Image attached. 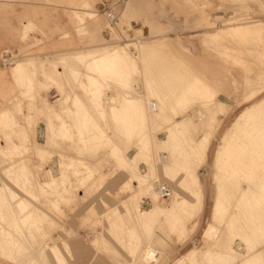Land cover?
Listing matches in <instances>:
<instances>
[{
	"label": "rangeland",
	"instance_id": "rangeland-1",
	"mask_svg": "<svg viewBox=\"0 0 264 264\" xmlns=\"http://www.w3.org/2000/svg\"><path fill=\"white\" fill-rule=\"evenodd\" d=\"M1 1H3V2H0V31L2 30L1 33H4L5 35H6V33H9L12 36L13 41L15 42V46H16V47L14 46L13 49H5L6 51L3 52V54L1 55L2 57H0V63L2 64V66L5 69L7 68L8 71H10L11 67L17 61L26 59L27 57L32 56V55H36L38 58H46V57H49V58L55 57L56 58V57H59V56L64 55V54L71 53L73 51H80V52L85 51L90 47H95L98 45H104V44L111 45V46L116 45V46L124 47L125 51H127L126 57L127 56L130 57L127 60V62H125V60L122 59L121 63H119V65H120L119 68L122 70L123 81H125V82H123V87H121V86L119 87V85L117 86V85H115V83L112 84L113 83L112 80L108 81L107 88H104L105 91H104V94L102 97V101L104 100L103 98H105V100H106V97L104 96V95H106V93L107 94H113V95H115L117 105L122 106L121 103H123L122 100H124L123 98H125V95H126V97L129 96L128 98L134 102V100L136 98L134 99L133 97H135L136 93H133V92L138 93V92H141V90H142L143 92L144 91L146 92V93L144 92L146 95L149 94L152 90H156V91L158 90L159 92H165L166 89H167V91L169 90L168 87H170V85L173 84V82H174V85H171V86H173L174 91L177 92V93L175 92L176 94L173 93L171 95V97L168 98V100L169 99L172 100V101L169 100L170 103H169V101H166L164 99V101L166 103L165 108L163 109L164 111L159 110L158 112L154 111L153 113H150L148 104L145 103L146 102V99H145L144 102H140V101L135 102L136 104L140 103L138 108L134 109V107L132 105H130L131 107L130 106L126 107L127 109L125 107H122V111L118 112L116 119H114L112 116H109L108 114H105V113H102L103 115L99 114V113L95 112V110L93 108H91L90 103L87 101V97H86V93H85V92H87L86 85H88V80L86 79L85 75L82 72L84 69L83 64L77 62L75 59L68 58L69 61H68V59H66V61H65L66 65L68 67L72 68L70 71L71 74L69 72L65 73V71L61 65H56L53 67V70H55L56 72L61 70L60 73L62 75L57 78L56 84H54V85L50 84L51 88L47 89L46 92L45 91L42 92V91L38 90V82L40 81V82L44 83L45 78H49L44 71L42 73L37 71L36 76L28 79L29 81L27 82V80L22 79V77H24L28 68H21L22 69V70L20 69L21 72H20V70H18L17 74L15 75L16 79L13 77V79L16 83V89L18 90V95L14 98L15 106L13 107V105H12V108H14V114H13L14 120L12 121V123H13L12 125H10L9 127L5 126L0 130V137H1L0 140L2 141V142H0V145L5 144L4 145V148H5L7 145V142L8 143L14 142L18 146H20V149L16 152L17 154L15 153L16 157L14 156L11 159L8 158L9 156L6 155L7 153H1L0 152V167H1L0 168V178L2 179V181L0 182V185L4 180H5L4 181L5 183L4 182L3 183L5 185L10 182L9 184H7L8 186L11 184L9 188L12 190L15 188L18 191V194H19V192L21 194V192H23L24 190H29V187L31 186V182H32L31 188H32V190H34L33 193L35 195V199L32 202L34 203L35 206H37V205H38V207L40 206L39 207V210H40L39 216H41V218H42V220H40L41 223L39 222L41 224V228H40L41 230L37 229L36 231L33 232V235L35 236L36 240H38L40 243H43V242L44 243L45 242L50 243L53 240L54 242L58 243V245L60 246L62 251H63V244L66 243L68 249L66 248V251H63V255H64L65 259L67 260V264H125V263L126 264L127 263L133 264L132 261H134L133 257H135V256L132 255L130 251L132 249H134V245L137 242L135 238L138 239L140 237L141 238L143 237V239H144L145 236H144V233L142 232V230H139L138 227L133 225L132 222H130V220L125 215L122 216V200H124L128 195L127 184L129 183V178H128L129 177V170H127V169H128V167H130L129 165H127L126 161L122 158V152H124V153L128 152V151H126L127 147L130 150H134L133 149L134 143L132 142L133 143L132 144L131 141L133 139H136V141H137L135 143V146H136L135 155L136 156L135 155L134 156L137 159H134V161H133L134 163H130V164L137 167V170H139V172L143 176L142 178L145 181L144 184L147 186L142 191H140L138 193V195H137L138 199L136 197L135 200L138 204H140V206L142 205L140 207V209H142V210H143V208H144V210H148L152 207L154 209L155 206L159 205V204L162 206L159 208V206H160L159 205L157 207L158 209H155V212L153 213L152 218L150 219L151 222H149L152 225L148 223V227H149V229H147L148 240H149L150 244H152L151 245L152 247L154 246L155 249L157 248L156 250L160 249V250H158V252L160 251L159 257L152 259L150 261L152 262V264H156V261H157V264H159V263L162 264V262L164 264H166L168 262V260H170V258H175L179 254L185 253L190 247H194L197 249V251H200L202 248V245H203L200 241L201 232H202L203 228H205V226L209 220L210 210H211V203L209 201L210 200L209 195H211V190H212L211 189V178H210V172H211L210 166H211V160H212V156L214 153V149H215L223 131L229 126V124H231V122L235 119L237 114L245 106H247L249 104V102L244 101L245 98L247 97L248 93L251 92L252 90H255V91L264 90V80H263L264 76H262L264 74L262 72L264 70V65L261 64L264 60V56H263L264 55L263 54V51H264V47H263L264 46V29L261 30V33L259 30V27L264 26V25H262V23L264 24V21H263L264 20V2H263L264 0H260V1L259 0H237V1L236 0L235 1L234 0H224V1L223 0H216V2L218 3L217 6H211L210 4H208L209 3L208 0H89L90 6L83 8L84 10H81L80 6H74V5L69 4L68 0H60V1L57 0V3H55V5L48 6V7H40V5H38V4L30 5V6H24V8H23V6H19L20 7L19 12H24L25 14L24 15L23 14L22 15H16V16H12L10 14L12 12V9H14L15 7L14 6L9 7L7 5L8 2H6L7 0H1ZM238 1L240 3H238ZM261 1H262V3H261ZM34 2H40V0H34ZM162 2H163V4H162ZM102 3H105V4H102ZM102 5H104L105 7L110 6L115 11L116 18L114 19V21H110L106 17V15L103 13ZM233 7H235V8L233 9ZM236 7L238 8L237 10H236ZM44 8H47L48 10H50V12L54 14V16H52V17L43 16L42 12L44 11ZM48 10H47V12L49 13ZM130 10L132 12L134 10V12H133L134 14ZM76 12H79V15L84 17V23H83L84 26L81 23H79V21L75 18ZM127 12L128 13L130 12L129 15L132 17H130L128 20H125L124 15ZM237 12H238V14L236 15ZM14 13L15 12H13V14ZM89 13L94 15L95 17L90 19ZM211 14L222 15V17L220 16L221 20H224V18L231 19L235 24L236 23L240 24V23H244V22H247V23L250 22L251 23L252 21L253 22L254 21L260 22V25H262V26H260V25H259V27L258 26H255V27L250 26L251 29L256 28V30H257V28H258L257 33H259V34H256V37L259 35L261 38L260 39L259 37H257L256 38L257 40L255 39V41H252V42H255V44H258V46H256V48L257 47L258 48L257 49L255 48L256 49L255 53L258 54L257 57L253 53L254 50L253 51L251 50L249 52L247 51V49L250 50L251 48H254V46H252L251 40H254L255 34H253V33H255L256 31L250 33V30L248 29L247 31H249V32H245L246 34L244 33L247 36L244 38L248 39V42H247L248 45H246V48H247V46L249 48L246 49L243 46L246 44L245 41L247 40V39L245 40L243 38L242 35H244V34H240L241 38H238V37H240V36H238L239 34L235 33L237 35V39H241L242 42H245L244 44H242V42L240 40H238V42L239 41L241 42L240 44H238L236 42L237 39L234 38V37H236V35L234 37H231L232 34L234 35V32H236V29L234 31L233 30L230 31V34L232 32L231 35L229 33H228V35H222L221 33L219 34L218 33V31H219L218 27L221 26V23H220V21H217L216 24H213V25L210 24V22L213 21V17L211 16ZM229 15H231V16H229ZM217 16H215V18ZM201 17H202V21H205L204 27H200L199 22H196L195 27H194V29L203 28L204 31L201 34H199V32H196V35L185 37V38L178 37L177 35H175V36L167 35L169 33V29H166L165 25L171 24V26L173 27V25H172L173 19L174 20H178L180 18L181 19H191L192 21L194 19H196V21L197 20L199 21V18H201ZM146 19H150V20L156 19L157 22H161L164 25V26H160L162 28V30L160 31V35L157 39H152L150 37V30H148L149 26L143 25V22ZM7 20H15L16 21L15 28L13 27L10 31L7 30V23H6ZM24 26H26V27H24ZM148 33H149V35H148ZM215 34L216 35L218 34V35L216 36ZM221 36L222 37L224 36V37L222 38ZM225 36H226V38H225ZM228 36H230V38H234V39H232V41H230L229 40L230 38ZM145 37H146V39L143 40V38H145ZM216 37L217 38L220 37V39L225 38L223 40V42L225 40L226 41L228 40V41H227V43L226 42L220 43V41H222V40H219ZM131 38H132V40H131ZM136 38L138 40H135ZM139 38H141L143 40V43H140V44L137 43L138 41L142 42L141 39H139ZM128 39H129V41H128ZM234 40H236V41H234ZM130 41L132 43H130ZM134 41H136V43ZM256 41H257V43H256ZM232 42L234 43L235 46H233V45L230 46V44H232ZM128 43H130V44H128ZM148 43L150 44V46H154L155 47L154 49L159 51V52L156 51V53L158 52L157 54L160 56V58L156 53H154L155 51L153 49H151L152 47L149 48L150 47L149 45H147V47H146V49L147 48L148 49L147 50L145 49L143 51L142 46L144 44H148ZM132 44H134V45L136 44V45L134 46ZM212 44H214V45H212ZM226 44L228 46H226ZM241 44H242V46H241ZM250 44L252 47L250 46ZM178 46L189 47L190 50H188V48L183 50V49H180ZM229 46H230V49L233 48L232 51L229 49ZM157 47H160V48L163 47V48H161V49L159 48L160 49L159 50ZM220 47H221V49H220ZM149 49L152 51L149 52L150 51ZM218 49H219V51H218ZM228 49L230 52L228 51ZM54 50H57V52L50 53L51 51H54ZM138 50H139V52H138ZM243 50H245L246 53ZM142 51L144 54L142 53ZM166 51H167V55H166ZM234 52H235V54H234ZM162 53H163V55H162ZM236 53L237 54L239 53V54L236 55ZM168 54H169V57H171V58L174 57L173 61H171L170 58L168 59ZM247 54L249 55V58H251V59L248 58ZM250 54H254V55L251 56ZM152 55L155 56V58H153ZM164 55H165V58H164ZM231 55H233V56H231ZM240 55H242V56L247 55V56L242 57ZM156 56H158V57H156ZM166 56H167V58H166ZM162 57L166 61L170 60V61H168V62H170V65L168 64V62H165V60H163ZM236 57H237V59H235ZM252 57H254V58H252ZM240 58H246V60L247 59L248 60L246 61L244 59L245 62H243V59L241 60ZM255 58L258 61L257 63L255 62L256 61ZM71 60L74 61V64H76L75 66L74 65L71 66V63H73V61L71 62ZM158 60L160 63L158 62ZM174 60H176V61H174ZM180 60H181V62H180ZM249 60H253L250 62H252V63L254 62L256 65L253 63L252 67H251V64L248 62ZM67 61L69 64L67 63ZM171 62H173V63H171ZM241 62H243V63H241ZM176 64H178V65H176ZM159 65H161V66H159ZM174 65H176L175 66L176 69L173 67ZM261 65H263V66H261ZM59 66H60V68H59ZM165 66H168L170 68L169 73H168V71L164 70V69H167V70L169 69V68H165ZM177 66H179V67H177ZM253 66H255L254 70H255V68L257 69L258 66H259V68L261 66V69L263 68L261 70V72L263 74L261 75V73H260V75L263 78H260L261 76L258 75V73L260 72L259 68L257 69L259 72L256 70L252 71L253 69L251 70V68H253ZM160 67H162V69H158ZM171 68H173L175 70V72ZM178 68L183 69L184 75H183V72H181L182 69H179V71H178L177 70ZM45 70H46V72H50L51 66L46 64ZM161 70L162 71L164 70L163 73L164 72L165 73L163 74ZM174 73H176V74L178 73V75L176 76V74L174 75ZM128 75H130V76H128ZM173 75H174L175 79H172V78H174ZM186 75L191 77V78H188V76H187L189 82L187 79H184V78H186ZM43 76H44V78H43ZM181 76H183V77H181ZM125 78H126V80H125ZM165 78H167V80L169 82H167V80ZM180 78H183L184 80H186V82L183 79H181V81H180ZM110 79H112V77ZM176 79H178V80H176ZM137 80H139V82ZM171 80H173V81H171ZM174 80H176V81H174ZM183 81L186 84L188 82L187 85H189L190 83H191V85H193L195 83V85H193L194 88L200 87L201 86L200 83L202 84L201 87L209 86L213 90L219 91V93L222 94L224 97H229L230 99L233 100V106L231 107V111H228L229 115L225 118L221 117V119H223V121L221 123V126L219 128H217L218 129L216 132L217 134L214 133L215 132L214 127L213 128H206V130H204L205 134H206L205 144H206V142L207 143L211 142L210 147H209L210 149H209V155H208L207 163L201 167L200 175H199V176H203V174H204V176L201 178V180H202V191L204 194V199H203L204 204H203V207L201 210H199L198 212L193 213V214H190L192 211V208L190 207V205H188V204H186V202L182 201L184 198L181 196V194H180V196H178L176 198V201H179L180 203L183 204L182 209L177 208L175 206L174 202H169L168 205H170V207L167 206L165 208L164 206H166V205L163 206V204L160 202V199H159L160 196H161L160 198L163 199V197H162L163 196L162 195L163 190L167 191V192H164L165 194H167L166 197H169L171 199V195H172L171 188L178 189L179 192L182 193V195H183V193L187 194L189 191H188V187H186V184L190 185L192 183L191 182L192 180L188 179L183 168L180 165H183L182 164L183 161L190 163L189 166L193 165V164H191L192 156L190 154L189 156H191V157H188L187 153H191L193 151V149H191V147H193L192 138H195L198 134L201 133V129H197V128H199V124H200L199 122L202 120V117L199 116L200 115L199 113H198L199 114L198 115L197 112H194V114L196 115L197 118L194 121H192L194 123H192V122L188 123L186 125V128L182 127V125L180 124L181 119H179V118L180 117L186 118V117H182V116H184L185 113H187L189 110H191V108L197 107L199 109V107H201L203 110L204 109L203 107H205V106H201L202 104L199 103L201 101L192 98V95H190V96L187 95V97L189 96L188 97L189 101L186 100L187 97L186 98L183 97L184 100L181 99L180 95L178 94V92L180 91V87H178V85H176L175 83L180 82L178 84H179V86H182L180 84H183L184 83ZM211 81H212V83H211ZM158 82L161 84V86ZM164 82H166V83H164ZM89 83L93 84V80H90ZM168 83H170V85ZM218 83H220V84H218ZM258 83H260V84H258ZM164 84H166V86L168 84L169 86H167V88H166ZM184 84H183V86H187L186 84L185 85ZM196 84H199L200 86L198 85V87H196L197 86ZM91 86H93V85H91ZM176 86H177V88H176ZM182 87H181V89H182ZM23 88H28V92H27V95L25 97L21 96V90ZM90 88L92 89L93 87H90ZM61 89H62V96L60 94L61 92H59V90H61ZM36 93H38V94H36ZM128 94H130V95H128ZM177 94L179 95L180 99L178 98ZM33 95H35V96H33ZM262 95H264V93ZM148 96H149V98H148V103H149V100H153L154 97H152L153 95L152 96L148 95ZM172 97L175 98L176 100H174ZM118 98H122V100L120 101V99L118 100ZM131 98H133V99H131ZM31 99L32 100L35 99L34 103L38 107V109L34 110V113H33L35 115L34 121H35L36 127L34 124L33 125L28 124V125H24V130L19 129L18 128L19 125L22 126L23 124H25V117H24L23 113L26 114L27 112L25 111L24 106L26 105V103H28V102L30 103ZM59 99H60V101H58ZM78 99H80L84 103L83 105L85 106V109H84L85 112H83V111L81 112V111L77 110L75 104L77 103ZM178 99H179V101L177 102ZM41 100L43 102H46V103L48 102V104H51L55 107H59V106L63 105L65 108L64 109L65 112H64V110L59 109L57 117H49V116H47V114H45L46 112L42 108L43 106H42ZM181 100H183L185 102H187V101L190 102V100H191L192 104L190 103L191 105H188L189 104L188 102L185 104V102H183ZM193 100H195V102H193ZM53 103H55V104H53ZM173 103H175L174 105L178 104V105H176L178 107H175L173 105ZM210 103H211V101L208 104H210ZM179 104L181 107L179 106ZM181 104H183V106ZM144 106H146V107L144 108ZM184 106H185V108H184ZM67 108H69L70 110ZM124 108L126 110H124ZM132 108H133V110H132ZM197 108H196V110H198ZM73 109H75V110H73ZM29 111H30V109H29ZM78 112L84 113V115H82V114L79 115ZM137 112H139L140 114L138 115ZM143 113H144V115L145 114L146 115L145 116L142 115ZM158 113L160 114V116H157ZM201 113H202L201 115H203V117L207 114L206 110L204 111L205 115H204L203 111ZM72 114H74V115H72ZM131 114L133 115L132 117H130ZM136 114H137V116H136ZM118 115H119V117H118ZM124 115H126V116H124ZM146 116L148 117V119ZM121 117H122V120H121ZM119 119H120V121H118ZM124 119L126 120L125 121L126 123H124ZM135 119H137L136 120L137 122H135ZM61 120L65 121V124L63 122H61ZM92 120H93V122L95 121L94 123H96V124L92 123ZM39 121H42L45 124V133L46 134L44 136H43V134L41 136V134L39 135V133H37V131H39ZM143 121H144V123H143ZM159 121H160V123H158ZM14 122H15L16 126H15ZM131 123L135 124L134 128H132V127L128 128L127 127V124L129 125ZM197 123H198V125H197ZM173 124H175L176 126L178 125V126L176 127V129H173L174 132H173V136L171 137V133H170L171 130L169 129V126L173 125ZM141 125H142V127H141ZM193 126H195V127H193ZM181 128H182V130H181ZM65 129L68 130V134H67V132L65 134ZM79 129H81V130H79ZM128 129H129V131H128ZM96 131L97 132L102 131L103 132L102 134L104 136L101 137V134L99 132L96 133ZM23 133H25V135H28L29 141H27V142L24 141V143L22 142V144H21V138L20 137H22ZM88 133H89V135H88ZM145 133H146V136H144ZM188 133L191 135V138H190V135ZM33 134H34V138H33V142H32L31 136L33 137ZM115 134H117V135H115ZM64 135H66V136H64ZM179 135H181V136H179ZM92 136H93V138H92ZM94 136H96V137L94 138ZM109 136L113 137V138H110ZM129 136L132 137L133 139L129 140L128 139V138H130ZM139 136H140V138L142 137V139L144 140V143H143V141H140L141 139L139 138ZM6 137H8V138H6ZM40 137H41V139H40ZM135 137H137L138 139ZM143 137L144 138L146 137V138L144 139ZM86 138H88L89 141ZM89 138H91V139H89ZM117 138H118V140H117ZM147 139H148V141H147ZM149 140L152 142H150ZM36 141H38L42 145H46V147H48V151H47L48 153L47 154L45 153L44 154L45 156L43 155V158H42V161H44V162H42L41 159L37 160L34 157H30V158L28 157L31 155L30 153H31V151H33V149L35 147L34 144ZM84 141H86V142H84ZM139 141H140V143H139ZM148 142H150V143H148ZM219 142H221V141H219ZM137 143L141 147L137 146ZM147 145H148V147H147ZM164 145H166L168 147L170 146L172 151L175 152L174 156L176 158V161H178L179 166H177V167L174 166L173 165L174 162L172 161V159L169 156H163V154H164L163 153L164 152L163 146ZM240 146H242V147H240ZM129 147H132V148H129ZM138 147H139V149H138ZM174 147H176V150L173 149ZM53 151L57 157L59 154H62L64 157L62 155H59V158H61V159L63 158L64 160H66L68 162H69V160L65 159L66 157H68L67 155H69L70 158H72L71 162H73V165H72L73 170L76 172L74 173V175H72L73 172H71L69 174H71L72 176H75L76 173L78 174V175L76 174L77 176H75L73 178L71 175H69L70 176L69 179H73V183L76 187L75 188L72 186V191L65 192L63 190V188L58 187L59 190L58 189L48 190V189L44 188V189H46L45 191H48V193L47 192L44 193L43 192L44 190L42 188H41L42 191L39 190L40 188L38 189V186H39L38 182L40 181V179L43 180L42 179L43 177L41 176L42 174L39 172H38L39 174L37 173L38 176L36 177V170H33V168L36 169L38 166H42V167L44 166L43 168L46 169V167H47L46 163H45L46 160H44V158H47L46 156H49V154H51ZM159 152L163 153V154L161 153L162 156L160 154H158ZM230 152H232L230 161H224V163H222L221 168H222V171H224V173L223 172L220 173L221 176L218 179V184L220 185L219 187L223 188L227 194L230 193L231 197L234 199L235 196L236 197L238 196L237 192H236L237 186H238V183L240 181L239 179H242L243 176H246L248 178H250V177L252 178L255 175L254 181H256V179H257V181L259 183H261L262 180L260 178H262L263 174H264V166H263L264 165V142L261 144H258V146H257V144H255L253 142L250 143L249 140L246 139V140H243L240 142H236V145H234V143H233L232 149L230 150ZM255 153H258V154L260 153L261 156L255 158V157H253V155ZM27 154H28V156H27ZM89 154L90 155L91 154L92 155L98 154L99 160H97L95 163V161L88 159L87 156ZM20 157H21V160H20ZM22 157H23V159H22ZM39 157H41V155ZM162 157H163V159H160ZM252 157L257 160L256 161L254 159V161L256 163L252 160L253 159ZM24 158H25V161H24ZM27 158H28L29 165H27L28 162H26ZM31 158H32V160H31ZM177 158H179V160H177ZM235 158L238 160L237 162H236ZM17 159L19 160L18 161L19 163L20 162L23 163V161H24L26 166L29 167L27 172H25V173L21 172V173H24V176H25V174H28L25 176V179L28 176V178L26 180L29 179L28 181L30 182V185L28 186L27 189L25 187H27L26 185L29 184V182L26 181L25 179L20 180V178L21 179L24 178V176L21 177L22 174L20 172H18L20 174L17 173V175L16 174H10V175H8L9 176L8 177V176H6V173H7L6 171L5 172L1 171L2 169L5 170L6 167H8L11 164V162H13L14 160H16L14 162L18 163ZM79 159H81L82 161H80ZM29 160H31V161H29ZM166 160H167V162H166ZM243 160H244V162H243ZM84 161H85L86 166L90 164L88 162L93 161V162H91L92 164H90V166H91V168L92 167H94V168H92L93 170L90 174H88L89 171L88 172H87V170L85 171L84 169H86V168L79 163V162L84 163ZM150 161H151V163H150ZM161 161L163 163H166L165 168H162V170H160V167H159V164L162 163ZM152 162H153V164H152ZM248 162H250V163H248ZM8 163H9V165H8ZM86 163H88V164H86ZM93 163H95V164H93ZM34 164H36L37 167H33V166H35ZM147 164H148V166H147ZM150 164H152V166ZM253 164H255V165H253ZM3 165L6 167H4ZM92 165H95V166H92ZM140 165H142L144 168ZM262 166H263V168H262ZM95 167H96V169H95ZM148 167H150V168H148ZM231 167H233V168H231ZM30 168H32V170L35 172L33 177H30V175H29L30 171H32ZM105 169H107V170H105ZM254 169H255V172H254ZM94 170H97L100 173L97 175L96 173H98V172H96ZM77 171H81L82 173H78ZM258 171H259V173L262 172V174L260 173L258 175ZM85 174H87V177L89 179L86 178L85 179L86 181L84 180V182H86V183L83 184V180L82 181H79V180ZM32 175H33V173L31 174V176ZM141 175H139V176H141ZM178 176L180 179L182 178L181 180L179 179V183L184 186L183 191L181 189H179L178 186H180V185H179V183H177L175 181ZM15 177H16V179H15ZM34 177L36 179H34ZM66 177H68V175ZM93 177H95V178L93 179ZM150 177L152 179H150ZM227 177H228V179H227ZM37 178H39V180ZM156 178H158V179H156ZM220 178H221V180H220ZM12 179H13V181H12ZM30 179H33V180L30 181ZM15 180L17 181V183L15 182ZM154 180H158V181H154ZM78 182H79V186H78ZM80 182H82V183H80ZM150 182H152V184H150ZM18 183H20L21 185ZM73 183H72V185H73ZM24 184H25V186H24ZM33 184H35V185L33 186ZM81 184H82V186H81ZM86 184H88V185H86ZM227 184H228V186H227ZM22 185L25 188L24 190H22L23 189ZM21 186H22V188H21ZM160 187H163L164 189L163 188L161 189ZM15 189L13 191L16 192ZM159 189L162 192H160ZM60 190H62V192ZM80 190H82V191H80ZM51 192H52V195H51ZM81 192H82V195H81ZM157 192H160V193H157ZM259 192L262 193V195H260V196H264V192L262 191V189H259ZM49 193H50V196H47V195H49ZM64 193L69 199H66L67 197L64 195ZM230 194H229V196H230ZM36 195H37V197H36ZM156 195H159V196H156ZM43 196H45V197L47 196L48 199L43 197ZM103 196H104V198H101ZM55 197L56 198L58 197L59 199H56V201H55ZM96 197H98L99 199ZM36 198H38V199H36ZM43 198H45V200L47 202ZM102 199H104L103 200L104 203L102 202ZM157 199H159V200L157 201ZM42 201H43V203H42ZM96 201H97V203H96ZM98 201H99V203H98ZM259 201L261 202L264 200L259 198ZM37 202H38V204H37ZM155 202L156 203L158 202L159 204L157 203L155 205ZM254 208H256V209H254ZM262 209L264 211V204H260V205L255 204L253 206V209L251 208L253 215H254V220H255L253 223V226H257V225L262 226L261 227V233H264V231H263L264 230L263 229L264 228V226H263V224H264V217H263L264 212L262 211ZM258 210H260V211H258ZM107 211L108 212L110 211L108 213V216L110 219L109 218L108 219L103 218L104 217L103 214H105V212H107ZM181 211H182V213H181ZM156 213H158V214H156ZM258 213H260V214H258ZM165 214H168V219H166L165 221L161 220V218ZM160 216H162V217L160 218ZM227 216L228 215H225V217H223L222 220L219 218V222H216V224L217 225L219 224L218 226H220V227L222 225H225V224L227 225V223L225 222ZM111 223H112V225H111ZM125 223H126V225H124ZM178 223H179V225H178ZM131 224L133 225V227H135V229L131 226ZM167 224H168V226H167ZM123 226H124V228L125 227H127V228L123 229ZM174 226L177 228V230H176V228H174ZM42 228L44 229L45 232L43 231ZM121 228L124 231L128 230L127 232H130L134 229L137 233L138 232L139 233H138V235H136L137 233L135 231H132L133 233L130 232L129 234H131V235L135 234L134 238H131L129 234H126V235L122 236V239L120 241L119 238H121V235H122L121 231H123ZM150 228H152V230ZM12 230L13 229H10L6 232L8 233L9 231H11L8 233L9 236L11 235L12 239L18 241L19 237H21L23 234L20 236L21 233L18 234V232L14 231V230H13V232H14L13 233ZM157 230H159L158 232L161 234L162 237L165 236L164 238L167 239L166 241H162V239H159L161 236L159 237L157 235L155 236L154 234H152V231L154 232ZM40 232H41V235L39 236ZM140 232H141V234H140ZM11 233L14 234L13 235L14 237H12ZM15 233L17 235L16 236L17 239L15 238ZM43 233H45V236ZM0 236H1L0 241H3L6 238L5 234L2 237V235L0 233ZM126 236L129 237L128 238L129 240L132 239L133 242L135 240V242L133 243L134 245L132 244V246H131V244H130L128 246L129 249H131L133 247L131 250H129L127 248V244L132 243V242L127 240ZM184 236H186V238ZM7 237H8V235H7ZM49 238H51V240H49ZM28 239H29V236H28ZM41 239H43V241ZM152 240H154V241H152ZM238 240H240V241H238ZM238 240H237L238 250L243 249L242 248L243 247L242 246L243 241L241 240V238H239ZM139 241H141V239ZM24 244H22L23 246L22 245L20 246L19 250H21V251L26 250V252L20 253V251L18 252V250L16 249V251H17V253H19V255L23 254L22 258H23V256H24V258H26L27 254L25 255V253L29 252L28 247H30L28 242L24 243ZM26 244H27V248H26ZM142 244H144V242H142ZM161 246H162V248H161ZM23 247H25V249L22 250L21 248H23ZM113 249H115V250H113ZM128 250H129V252H128ZM96 251H97V253H96ZM168 252H170V253L168 254ZM17 253H15V254L11 253V254L17 256ZM161 253L165 257H167V259L163 258L164 256ZM11 254H8L7 258L1 257V256H0V258H2L4 260L9 259V260H12L13 262L17 261L14 264H17L18 261L22 259L20 256L17 258H21V259L17 260V258H15L16 256L14 257ZM12 256H13V258H12ZM262 256L263 257L261 259L264 260V252H263ZM9 257L12 259H10ZM196 257H198L196 259H199V256H196ZM13 259H15V261ZM116 259H118V261L122 260V263L121 262L119 263ZM125 259L127 262L125 261ZM39 260H43V259H39ZM160 260H161V262H160ZM23 261H22V263H23ZM39 262L41 264H43L44 260L39 261ZM19 263H21V262H19ZM45 264H46V262H45ZM51 264H54V262L52 261Z\"/></svg>",
	"mask_w": 264,
	"mask_h": 264
},
{
	"label": "bare ground",
	"instance_id": "bare-ground-1",
	"mask_svg": "<svg viewBox=\"0 0 264 264\" xmlns=\"http://www.w3.org/2000/svg\"><path fill=\"white\" fill-rule=\"evenodd\" d=\"M224 1V0H223ZM235 1V0H234ZM237 1V0H236ZM260 1V0H259ZM71 2L73 3V5L74 6H80V9L81 10H84L83 8H85V7H89L90 6V3H89V0H71ZM264 2V1H263ZM238 3H240L239 1H238ZM261 3H262V1H261ZM162 4H163V2H162ZM162 6V5H161ZM241 6V5H240ZM129 7V6H128ZM163 7V6H162ZM132 8V7H131ZM235 7H233V9H234ZM130 9V8H129ZM238 8L236 7V10H237ZM129 11V10H128ZM131 11V10H130ZM235 11V10H234ZM233 11V12H234ZM132 12V11H131ZM133 12H134V10H133ZM132 12V13H133ZM236 12V11H235ZM240 12V11H239ZM88 13V12H87ZM162 13V12H161ZM130 14V12L128 13H125V15H124V19L125 20H128L130 17H132V16H130L129 15ZM134 14V13H133ZM235 14V13H234ZM233 14V15H234ZM238 14V12L236 13V15ZM242 14V13H241ZM89 15H90V19H92V18H94L95 16L94 15H92V14H90L89 13ZM166 15V14H165ZM218 15V14H217ZM217 15H215V16H217ZM240 15V14H239ZM243 15V14H242ZM163 16V15H162ZM229 16H231V15H229ZM235 16V15H234ZM213 17V16H212ZM222 17V16H221ZM75 18L79 21V23H81L83 26H84V17H82V16H80L79 15V12H76V14H75ZM215 17H213V21L212 22H210V24H216L217 23V21H220V23H221V26L220 27H218V30L220 31H218V33L220 34H222V35H228V33L230 34V31H234L235 29H236V32H234V35L232 34V32H231V34H232V36L231 37H234L237 33L239 34L238 36H240V34H244L245 32H249V31H247L248 29L250 30V33L251 32H255V33H253V34H255V36H254V40H251V42L252 41H255V39L257 38V37H259L260 38V36L258 35L257 37H256V34H259V33H257L258 31V28H257V30H256V28H252L251 29V27H255V26H258L259 27V25H260V22H244V23H234L231 19H227V18H224V20H221L220 19V16H217L215 19H214ZM156 20V19H155ZM155 20H150V19H146V20H144V22H143V25H147V26H149V28H148V30H150V37L152 38V39H157L158 37H159V35H160V31L162 30V28L160 27V25L157 23V20L155 21ZM264 21V20H263ZM126 22V21H125ZM128 22V21H127ZM130 22V21H129ZM193 22V21H192ZM195 22V21H194ZM193 22V23H194ZM262 22V21H261ZM26 23V22H25ZM31 23V22H30ZM29 24V23H28ZM190 25V24H189ZM262 25H264L263 23H262ZM262 25H260V26H262ZM36 26V25H35ZM124 26V25H123ZM128 26V25H127ZM216 26V25H215ZM251 26V27H250ZM24 27H26V26H24ZM37 27V26H36ZM193 27V26H192ZM250 27V28H249ZM264 27V26H263ZM263 27H259V30H260V33H261V30L262 29H264ZM78 28V27H77ZM85 28V27H84ZM128 29V28H127ZM185 29V28H184ZM183 29V30H184ZM191 29V28H190ZM254 29V30H253ZM84 30V29H83ZM82 30V31H83ZM186 30V29H185ZM189 30V29H188ZM252 30V31H251ZM182 31V30H181ZM191 31V30H190ZM110 32V31H109ZM149 32V31H148ZM236 33V34H235ZM167 34V33H166ZM169 34V33H168ZM167 34V35H168ZM230 34V35H231ZM246 34V33H245ZM242 35L243 36V38L244 37H247L246 35ZM129 35V34H128ZM127 35V36H128ZM148 35H149V33H148ZM216 35V34H215ZM218 35V34H217ZM216 35V36H217ZM261 35V34H260ZM134 36V35H133ZM220 36V35H219ZM129 37V36H128ZM135 37V36H134ZM222 37V36H221ZM224 37V36H223ZM222 37V38H223ZM229 38H230V36H228ZM227 37V38H228ZM35 38V37H34ZM37 38V37H36ZM104 38V37H103ZM133 38V37H132ZM132 38H131V40H132ZM217 38V37H216ZM225 38H226V36H225ZM224 38V39H225ZM234 38H236L237 39V35H236V37H234ZM234 38H230L229 40L230 41H232V39H234ZM238 38H241V36L240 37H238ZM258 38V39H259ZM139 39H141V38H139ZM144 39H146V37L145 38H143V40ZM212 39V38H211ZM217 39H219V40H222V41H220V43L221 42H223V40L224 39H220V37L219 38H217ZM245 40L247 39V38H244ZM261 39V38H260ZM135 40H138L137 38L135 39ZM143 40L141 39V41L142 42H137V43H143ZM215 40V39H214ZM238 40H240L241 41V39H237V41L236 40H234V41H236L238 44H240L241 42L239 41L238 42ZM243 40V39H242ZM244 40V41H245ZM257 40V39H256ZM127 41V40H126ZM128 41H129V39H128ZM163 41V40H162ZM217 41V40H216ZM228 41V40H227ZM227 41L225 40L224 42H226L227 43ZM261 41V40H260ZM259 41V42H260ZM135 43H136V41H134ZM153 42V41H152ZM165 42V41H164ZM219 42V41H218ZM223 42V43H224ZM246 42V44L245 45H243L245 48H246V45H248V39L245 41ZM245 42H242V44H244ZM250 42V43H251ZM130 43H132L131 41H130ZM130 43H128V44H130ZM147 43V42H146ZM254 43V44H253ZM256 43H257V41H256ZM117 44V43H116ZM127 44V45H128ZM215 44V43H214ZM214 44H212V45H214ZM230 44V43H229ZM236 44V43H235ZM242 44H241V46H242ZM119 45V44H118ZM126 45V46H127ZM132 45H134V44H132ZM136 45V44H135ZM134 45V46H135ZM143 45V44H142ZM147 45H149L150 46V44L148 43V44H144L143 46H142V48H143V51L146 49V47H147ZM216 45V44H215ZM223 45V44H222ZM231 45H233V46H235L234 45V43L232 42V44H230V46ZM124 46V45H123ZM156 46V45H155ZM158 46V45H157ZM226 46H228L227 44H226ZM225 46V47H226ZM230 46H229V49H230ZM239 46V45H238ZM250 46H251V44H250ZM252 46H254V48H251ZM252 46L250 47L251 49L250 50H248L247 48H249L248 46H247V51L249 52V51H253L254 50V54L256 55V57H257V55L258 54H256L255 52H256V49L258 48H256V46H258V44H255V42H252ZM152 47V48H151ZM222 47V46H221ZM221 47H220V49H221ZM264 47V46H263ZM149 48H151V49H153L155 52L154 53H156V51H158V50H156V49H154L155 47L154 46H150ZM158 49L160 48V47H157ZM161 48H163V47H161ZM160 48V49H161ZM227 48V47H226ZM256 48V49H255ZM148 49V48H147ZM146 49V50H147ZM159 49V50H160ZM167 49V48H166ZM229 49H228V51H229ZM233 49V48H232ZM232 49H230L231 51H232ZM237 49V48H236ZM245 49V50H246ZM150 50V49H149ZM164 50V49H163ZM170 50V49H169ZM227 50V49H226ZM245 50H243L245 53H246V51ZM143 51H142V53H143ZM152 50H150L149 52H151ZM165 51V50H164ZM163 51V52H164ZM168 51V50H167ZM167 51H166V55H167ZM218 51H219V49H218ZM241 51V50H240ZM126 52L127 51H125V49H124V47H122V46H111V45H106V44H104V45H98V46H95V47H90V48H88L87 50H85V51H73V52H71V53H67V54H64V55H61V56H59V57H53V58H49V57H46V58H38L36 55H32V56H29V57H27L26 59H23V60H20V61H17L12 67H11V69H10V74H11V76L12 77H14L15 78V75L17 74V72H18V70H20L21 68H28L27 69V71H26V73H25V75H24V77H22V79H25V80H27V82L29 81L28 79H30V78H32V77H35L36 76V73H37V71L38 72H40V73H42L43 71L47 74V76L49 77V78H45V81H44V83H42V82H38V90L39 91H47V89H49V88H51V85L50 84H52V85H54V84H56L57 83V78L58 77H60L62 74L60 73V71H58V72H56L55 70H53V67L54 66H56V65H61L62 67H63V69H64V71H65V73L66 72H69L70 73V71H71V67H68L67 65H66V63H65V61H66V59H68V58H73V59H75L77 62H79V63H81V64H83V74L85 75V77H86V79L88 80V85H86V90H87V92H85L86 93V97H87V101L90 103V106H91V108H93L94 110H95V112H97V113H99V114H102V113H105V114H108L109 116H112L114 119H116V117H117V113L118 112H121L122 111V107H129L130 105H132L133 107H134V109L135 108H138L139 107V104H136L135 102H144V100L146 99V102L145 103H147L148 104V107H149V112L150 113H153L154 111H156V112H158L159 110H162V111H164L163 109L165 108V101H164V99L166 100V101H169V100H171V99H169L168 100V98L169 97H171V95L173 94V93H175L176 91H174V88H173V86H171V85H174V82H173V84H171L170 85V83H168L169 85H170V87H168V91H167V86H169L168 84H167V86H166V84H164L165 85V92H159L158 90L156 91V90H152L149 94H145L142 90H141V92H133V93H136V95H135V97H133L135 100H134V102L133 101H131L128 97H126V95H125V98H123L124 100H122V98H118V100L120 99V101L122 100V102L123 103H121L122 104V106H118L117 105V103H116V98H115V95H113V94H107L106 92V95H104L105 97H106V100H105V98H103L104 100L102 101V97H103V94H104V88H107V84H108V81H110V80H112L113 81V83L112 84H114L115 83V85H119V87L121 86V87H123V82H125V81H123V77H122V70L119 68L120 67V65H119V63H121V61H122V59L123 60H125V62H127V60L130 58L129 56H127L126 57ZM138 52H139V50H138ZM159 52V51H158ZM157 52V53H158ZM230 52V51H229ZM156 53V54H157ZM161 53V52H160ZM159 53V54H160ZM169 53V52H168ZM243 53V52H242ZM262 53V52H261ZM260 53V54H261ZM1 54V53H0ZM133 54V53H132ZM144 54V53H143ZM151 54V53H150ZM233 54V53H232ZM234 54H235V52H234ZM239 54V53H238ZM237 53H236V55H238ZM254 54H250L251 56L252 55H254ZM263 54H264V51H263ZM155 55V54H154ZM158 55V54H157ZM162 55H163V53H162ZM248 55V54H247ZM246 55V56H247ZM144 56V55H143ZM159 56V55H158ZM158 56H156V57H158ZM220 56V55H219ZM231 56H233V55H231ZM240 56H242V55H240ZM246 56H242V57H246ZM264 56V55H263ZM23 57V56H22ZM152 57L153 58H155V56H153L152 55ZM126 58V59H125ZM137 58V57H136ZM159 58H160V56H159ZM164 58H165V55H164ZM166 58H167V56H166ZM170 58V60L171 61H173V58H171V57H169V54H168V59ZM248 58H249V55H248ZM252 58H254V57H252ZM162 59H163V57H162ZM235 59H237V57L235 58ZM241 60L243 59V62H245L244 61V59L246 60V58H240ZM249 59H251V58H249ZM5 60V59H4ZM163 60H165V59H163ZM170 60H168V61H170ZM248 60V59H247ZM246 60V61H247ZM255 60H256V58H255ZM68 61H69V59H68ZM68 61H67V63H68ZM73 60H71V62H72ZM75 61V62H76ZM168 61H166L165 60V62H168ZM174 61H176V60H174ZM237 61V60H236ZM250 61H253V60H249L248 62L251 64V67H252V64L254 63H252V62H250ZM124 62V63H125ZM158 62H159V60H158ZM164 62V61H163ZM180 62H181V60H180ZM243 62H241V63H243ZM256 63L258 62L257 60L255 61ZM263 62H264V60H263ZM261 63V64H263L264 65V63ZM123 63V64H124ZM147 63V62H146ZM160 63V62H159ZM171 63H173V62H171ZM260 63V62H259ZM46 64H48V65H50L51 66V70H50V72H46ZM69 64V63H68ZM134 64V63H133ZM148 64V63H147ZM165 64V63H164ZM163 64V65H164ZM167 64V63H166ZM168 64L170 65V62H168ZM255 64V63H254ZM75 66L76 64H74V61H73V63H71V66ZM176 65H178V64H176ZM176 65H174L173 67L176 69ZM184 65V64H183ZM256 65V64H255ZM259 65V64H258ZM263 65H261V66H263ZM134 66V65H133ZM159 66H161V65H159ZM172 66V65H171ZM180 66V65H179ZM179 66H177V67H179ZM186 66V65H185ZM250 66V65H249ZM261 66H260V68H259V66H258V68L260 69V72L255 68V70L256 71H258L257 73H258V75H260V73H261V75L264 73V70L261 72V70L263 69H261ZM137 67V66H136ZM143 67V66H142ZM254 67L255 66H253V68H251V70L252 71H255L254 70ZM59 68H60V66H59ZM139 68V67H138ZM165 68H169L168 66H165ZM151 69V68H150ZM158 69H162V67H160V68H158ZM171 69H173V68H171ZM179 69H182V68H178L177 70L179 71ZM22 70V69H21ZM21 70H20V72H21ZM141 70V69H140ZM164 70H166V71H168V73H169V70H170V68L167 70V69H164ZM163 70V71H164ZM174 70V69H173ZM172 70V71H173ZM176 70V71H177ZM77 71V70H76ZM160 71V70H159ZM162 71V70H161ZM163 71H162V73H163ZM177 71V72H178ZM181 71V70H180ZM135 72V71H134ZM174 72H175V70H174ZM181 72H183V75H184V71H183V69H182V71ZM190 72V71H189ZM161 73V72H160ZM165 73V72H164ZM163 73V74H164ZM71 74V73H70ZM154 74V73H153ZM171 74V73H170ZM176 73H174V75H175ZM191 74V73H190ZM256 74V73H255ZM23 75V74H22ZM43 75V74H42ZM136 75V74H135ZM141 75V74H140ZM139 75V76H140ZM174 75H173V77H174ZM178 75V73L176 74V76ZM253 75V74H252ZM251 75V76H252ZM260 75V76H261ZM74 76V75H73ZM127 76V75H126ZM128 76H130V75H128ZM171 76V75H170ZM187 76L188 75H186V78H184V79H187L188 80V78H191V77H189L188 76V78H187ZM255 76V75H254ZM253 76V77H254ZM262 76H264V74L262 75ZM260 77V78H263V77ZM20 77V76H19ZM112 77V79H110ZM179 77V76H178ZM181 77H183V76H181ZM43 78H44V76H43ZM142 78V77H141ZM171 78V77H170ZM195 78V77H194ZM16 79V78H15ZM137 79V78H136ZM166 80H167V78H165ZM172 79H175V77L174 78H172ZM181 79H183V78H180V81H181ZM183 79V80H184ZM90 80H93V84H90L89 83V81ZM125 80H126V78H125ZM141 80V79H140ZM176 80H178V79H176ZM176 80H174V81H176ZM215 80V79H214ZM258 80V79H257ZM263 80H264V78H263ZM130 81V80H129ZM136 81V80H135ZM138 82H139V80H137ZM151 81V80H150ZM159 81V80H158ZM171 81H173V80H171ZM185 82H186V80H184ZM183 81V82H184ZM167 82H169L168 80H167ZM184 82V83H185ZM188 82H189V80H188ZM188 82H187V84H188ZM195 82V81H194ZM200 82V81H199ZM215 82V81H214ZM219 82V81H218ZM249 82V81H248ZM263 82V81H262ZM261 82V83H262ZM149 83V82H148ZM159 83V82H158ZM164 83H166V82H164ZM178 83H180V82H176L175 84L176 85H178V87H180V91L178 92V94L180 95V97H181V99H183V97H187V95H192V98H194V99H196V100H200L201 102H199L200 104H202L201 106H205V107H203L204 109L202 110V108L201 107H199V109L197 108V107H195V108H191V110H189L187 113H185L184 114V116H182V117H186V118H179V119H181V122H180V124L182 125V127L183 128H186V125L188 124V123H190V122H192V121H194L197 117H196V115L194 114V112H197V114L200 116V117H202V120L199 122L200 124H199V128H197V129H201V133L200 134H198L195 138H192V143H193V147H191V149H193V151L191 152V153H187L188 154V157H191L192 156V161H191V164H193V165H191V166H189L190 165V163H187V162H185V161H183L182 162V164L183 165H180L182 168H183V170H184V172H185V174H186V176L188 177V179H190V180H192L191 182V184L190 185H187L186 184V187H188V193L187 194H184L183 193V195H182V193H180L179 192V190L178 189H174V188H171V190H172V195H171V199L169 198V197H166V195L167 194H165L164 192H167V191H165V190H163V192L162 191H160V189H159V191L160 192H162V197H163V199H161L160 197H159V199H160V202L163 204V206L164 205H166V206H164L165 208L168 206V207H170V205H168L169 204V202H174V204H175V206L177 207V208H181L182 209V207H183V204L182 203H180L179 201H176V198L178 197V196H180V194H181V196L184 198L182 201L183 202H186V204H188V205H190V207L192 208V211H191V213L190 214H193V213H196V212H198L199 210H201L202 209V207H203V199H204V194H203V191H202V180H201V178L204 176V174H203V176H199L200 175V170H201V167L203 166V165H205L206 163H207V160H208V155H209V147H210V143L211 142H206V144H205V141H206V134H205V131L204 130H206V128H213L214 127V133H216L217 132V128H219L220 126H221V123H222V121H223V119H221V117L222 118H225V117H227L228 115H229V112L228 111H231V107L233 106V100L232 99H230L229 97H224L222 94H220L219 93V91H216V90H213L211 87H209V86H204V87H201L202 86V84L200 83V85L199 84H196L197 86L196 87H198V85L200 86V87H198V88H194V86L193 85H195V83L193 84V85H191V83L189 84V85H187L186 83V85L187 86H183V84H180V85H182V86H179V84ZM211 83H212V81H211ZM256 83V82H255ZM160 84V83H159ZM184 84V85H185ZM218 84H220V83H218ZM258 84H260V83H258ZM85 85V84H84ZM91 85H93V86H91ZM126 85V84H125ZM133 85V84H132ZM250 85V84H249ZM83 86V85H82ZM93 87L92 89L90 88V87ZM144 86V85H143ZM160 86H161V84H160ZM213 86V85H212ZM217 86V85H216ZM252 86V85H251ZM260 86V85H259ZM125 87V86H124ZM133 87V86H132ZM173 89H172V88ZM181 87H182V89H181ZM220 87V86H219ZM144 88V87H143ZM172 90H171V89ZM176 88H177V86H176ZM31 89V88H30ZM36 89V88H35ZM220 89V88H219ZM133 90V89H132ZM135 90V89H134ZM178 90V89H177ZM247 90V89H246ZM118 91V90H117ZM27 92H28V88H23L22 90H21V96L22 97H25L26 95H27ZM59 92H61L60 94H61V96H62V89L61 90H59ZM177 93V92H176ZM175 93V94H176ZM264 93V90H258V91H255V90H252L251 92H249L248 93V95H247V97L245 98V102H249V104L247 105V106H245L238 114H237V116L235 117V119L231 122V124H229V126L223 131V133L221 134V136H220V138H219V141H221V142H219L218 141V143H217V145H216V147H215V149H214V153H213V156H212V160H211V166H210V169H211V172H210V178H211V195H209V198H210V203H211V210H210V216H209V220H208V222H207V224H206V226H205V228H203V230H202V232H201V237H200V241H201V243L203 244L202 245V248H201V250L200 251H197V249L196 248H194V247H190L185 253H183V254H179L177 257H175L176 258V262L174 263V264H264V260H262L261 258L263 257L262 256V254H263V252H264V233H261V227L262 226H260V225H257V226H253V223H254V215H253V212H252V210H251V208L253 209V206L256 204V205H260V204H264V201H259V198H261V199H263L264 200V196H260V195H262V193L261 192H259V189H262V191L264 192V174H263V177L262 178H260L262 181H261V183H259L258 181H257V179H256V181H254V177H255V175L251 178H248V177H246V176H243V178L242 179H239L238 181H239V183H238V186H237V197L235 196V198L233 199L232 197H231V194H230V196H229V194H227L226 193V191L223 189V188H221V187H219L220 185L218 184V179H219V177L221 176L220 175V173L221 172H223L224 173V171H222V168H221V166H222V163H224V161H230V159H231V153L232 152H230V150L232 149V145H233V143H234V145H236V142H240V141H243V140H249V142L251 143V142H253V143H255V144H257V146H258V144H261V143H263L264 142V95H262ZM36 94H38V93H36ZM177 94V95H178ZM128 95H130V94H128ZM148 95H153L152 97H154V99L153 100H149V103H148V98H149V96ZM179 95H178V98L180 99V97H179ZM262 95V96H261ZM33 96H35V95H33ZM117 96V95H116ZM188 96V97H189ZM174 97V96H173ZM172 97V98H173ZM176 97V96H175ZM186 98V100H188L189 101V98ZM35 98V97H34ZM133 98H131V99H133ZM232 98V97H231ZM42 99V98H41ZM44 99V98H43ZM46 99V98H45ZM73 99V98H72ZM163 99V100H162ZM174 100H176L175 98H173ZM179 99L177 100V102L179 101ZM74 100V99H73ZM184 100V99H183ZM183 100H181V101H183ZM34 101H35V99L34 100H30V103L28 102V103H26V105L24 106V108H25V111L27 112L26 114H24L23 113V115H24V117H25V124H23L22 126L21 125H19L18 126V128L19 129H23L24 130V125H35V121H34V117H35V115L33 114L34 113V110H36V109H38V107L36 106V104L34 103ZM47 101V100H46ZM58 101H60V99L58 100ZM75 101V100H74ZM119 101V102H120ZM163 101V102H162ZM172 101V100H171ZM187 101V102H188ZM211 101V103L210 104H208L209 102ZM57 102V101H56ZM118 102V101H117ZM176 102V103H177ZM183 102H185V101H183ZM187 102H185V104L187 103ZM192 101L190 100V102H188L189 104L188 105H191L192 103H191ZM193 102H195V100H193ZM41 103H42V108L45 110V114H47V116H49V117H57L58 116V111L57 110H59V109H61V110H64L65 108H64V106L62 105V106H59V107H55V106H53V105H51V104H48V102L46 103V102H43L42 100H41ZM75 103V102H74ZM116 103V104H115ZM169 103H170V101H169ZM168 103V104H169ZM180 103V102H179ZM191 103V104H190ZM53 104H55V103H53ZM63 104V103H62ZM84 103L80 100V99H78L77 100V103L75 104V106H76V108H77V110L78 111H83V112H85V106L83 105ZM142 104V103H141ZM175 103H173V105H174ZM199 104V105H200ZM12 105H13V107L15 106V104H14V102H12V101H10V103H9V105L8 106H6V105H4L2 108H0V130L3 128V127H5V126H7V127H9L10 125H12L13 123H12V121L14 120L13 119V114H14V108H12ZM106 105V106H105ZM143 105V104H142ZM176 105H178V104H176ZM176 105H174L175 107H178V106H176ZM182 106H183V104H181ZM179 106H180V104H179ZM131 107V106H130ZM146 106H144V108H145ZM181 107V106H180ZM20 108V107H19ZM28 108V109H27ZM124 108V110H126ZM168 108V107H167ZM184 108H185V106H184ZM196 108L198 109V110H196ZM29 109H30V111H29ZM67 109H69V108H67ZM141 109V108H140ZM139 109V110H140ZM177 109V108H176ZM187 109V108H186ZM70 110V109H69ZM73 110H75V109H73ZM123 110V111H124ZM132 110H133V108H132ZM146 110V109H145ZM185 110V109H184ZM206 110V112H207V114L205 115V113H204V111ZM16 111V110H15ZM128 111V110H127ZM144 111V110H143ZM166 111V110H165ZM203 111V113H204V117H203V115H201L202 112ZM64 112H65V110H64ZM146 112V111H145ZM169 112V111H168ZM125 113V112H124ZM133 113V112H132ZM138 113V115L140 114L139 112H137ZM148 113V112H147ZM78 114L80 115V114H82V115H84V113H80V112H78ZM123 114V113H122ZM72 115H74V114H72ZM89 115V114H88ZM103 115V114H102ZM127 115V114H126ZM126 115H124V116H126ZM142 115H144V113L142 114ZM146 115V114H145ZM144 115V116H145ZM108 116V117H109ZM133 115L131 114L130 115V117H132ZM136 116H137V114H136ZM148 116V115H147ZM146 116V117H147ZM157 116H160V114L158 113V115ZM90 117V116H89ZM106 117V116H105ZM118 117H119V115H118ZM129 117V118H130ZM139 117V116H138ZM143 117V116H142ZM220 117V118H219ZM125 118V117H124ZM127 118V117H126ZM136 118V117H135ZM144 118V117H143ZM157 118V117H156ZM146 119V118H145ZM147 119H148V117H147ZM85 120V119H84ZM91 120V119H90ZM89 120V121H90ZM121 120H122V117H121ZM128 120V119H127ZM137 119H135V122H137L136 121ZM142 120V119H141ZM79 121V120H78ZM82 121V120H81ZM115 121V120H114ZM118 121H120V119L118 120ZM126 120L124 119V123H126L125 122ZM131 121V120H130ZM148 121V120H147ZM61 122H63L64 124H65V121H62L61 120ZM95 122V121H94ZM93 122V120H92V123H94ZM116 122V121H115ZM114 122V123H115ZM196 122V121H195ZM91 123V124H92ZM98 123V122H97ZM123 123V122H122ZM142 123V122H141ZM143 123H144V121H143ZM147 123V122H146ZM145 123V124H146ZM149 123V122H148ZM158 123H160V121L158 122ZM192 123H194V122H192ZM191 123V124H192ZM14 124H15V122H14ZM82 124V123H81ZM80 124V125H81ZM94 124H96V123H94ZM138 124V123H137ZM178 124V123H177ZM86 125V124H85ZM84 125V126H85ZM135 124H133V123H131V124H127V127L128 128H134L135 126H134ZM197 125H198V123H197ZM15 126H16V124H15ZM64 126V125H63ZM118 126V125H117ZM120 126V125H119ZM123 126V125H122ZM178 126V125H177ZM175 124H173V125H170L169 126V129L171 130V137L173 136V129H176V127H177ZM35 127H36V125H35ZM88 127V126H87ZM141 127H142V125H141ZM193 127H195V126H193ZM65 128V127H64ZM71 128V127H70ZM75 128V127H74ZM118 128V127H117ZM122 128V127H121ZM145 128V127H144ZM149 128V127H148ZM73 129V128H72ZM87 129V128H86ZM79 130H81V129H79ZM125 130V129H124ZM168 130V129H167ZM181 130H182V128H181ZM14 131V130H13ZM26 131V130H25ZM108 131V130H107ZM128 131H129V129H128ZM135 131V130H134ZM140 131V130H139ZM147 131V130H146ZM197 131V130H196ZM11 132V131H10ZM66 132H67V134H68V130L67 129H65V134H66ZM82 132V131H81ZM89 132V131H88ZM99 132V131H98ZM97 131H96V133H98ZM131 132V131H130ZM136 132V131H135ZM200 132V131H199ZM83 133V132H82ZM100 134H101V137H103L104 135L102 134L103 132L102 131H100L99 132ZM149 133V132H148ZM167 133V132H166ZM194 133V132H193ZM46 134V133H45ZM99 134V135H100ZM189 134V133H188ZM195 134V133H194ZM217 134V133H216ZM9 135V134H8ZM88 135H89V133H88ZM98 135V136H99ZM115 135H117V134H115ZM122 135V134H121ZM126 135V134H125ZM130 135V134H129ZM190 135V134H189ZM64 136H66V135H64ZM97 136V135H96ZM96 136H94V138L96 137ZM107 136V135H106ZM144 136H146V133H145V135ZM167 136V135H166ZM179 136H181V135H179ZM89 137V136H88ZM110 137V136H109ZM130 137V136H129ZM151 137V136H150ZM1 138V137H0ZM6 138H8V137H6ZM21 138V144H22V142L24 143V141L25 142H27V141H29L28 140V135H25V133H23V135H22V137H20ZM31 138H32V142H33V138H34V134H33V137L31 136ZM30 138V139H31ZM72 138V137H71ZM92 138H93V136H92ZM98 138V137H97ZM110 138H113V137H110ZM128 138V137H127ZM135 138H137V137H135ZM139 138H140V136H139ZM144 138V137H143ZM146 138V137H145ZM144 138V139H145ZM190 138H191V135H190ZM87 140H88V138H86ZM89 139H91V138H89ZM115 139V138H114ZM126 139V138H125ZM129 140L130 139H133L132 137H130V138H128ZM127 139V140H128ZM138 139V138H137ZM141 140L140 141H143V143H144V140L142 139V137L140 138ZM152 139V138H151ZM155 139V138H154ZM82 140V139H81ZM94 140V139H93ZM116 140V139H115ZM117 140H118V138H117ZM128 140V141H129ZM165 140V139H164ZM163 140V141H164ZM89 141V140H88ZM140 141H139V143H140ZM147 141H148V139H147ZM150 141V140H149ZM217 141V140H216ZM0 142H2L1 140H0ZM4 142V141H3ZM84 142H86V141H84ZM113 142V141H112ZM122 142V141H121ZM120 142V143H121ZM134 144H133V143ZM137 141H136V139H133L132 141H131V143L134 145H132L133 146V149L134 150H130V149H128V147H127V149H126V151H128V152H122V158L126 161V163H127V165H129L130 167H128V169L127 170H129V183L127 184V187H128V195H127V197L124 199V200H122V216L123 215H125L129 220H130V222H132V224L133 225H135L136 227H138V229L139 230H142V232L144 233V236H145V238L143 239V237L141 238H135L136 239V244L134 245L133 243L135 242V240H134V242L132 241V239L131 238H134L135 237V234H129L130 232L131 233H133L132 231H135L134 229H135V227H133V225L131 224V226L134 228L132 231H130V232H127L128 230H123V229H126L127 227H125L124 228V226H123V231H121L122 232V235H121V238H119V240L121 241V239H122V236L123 235H126V234H129L130 235V239L131 240H129L128 238L129 237H127L126 236V238H127V240H129V241H131L132 243H129V244H127V248H128V246L131 244V246H132V244L134 245V249H129V250H131L130 252H131V254L132 255H134L135 257H133V260L134 261H132V263L133 264H152V262L150 261V260H152V259H155V258H157V257H159V252H158V250H160V249H158V250H156L155 248H154V246L152 247L151 245L152 244H150V242H149V240H148V233H147V229H149V227H148V223L149 222H151L150 221V219L152 218V215H153V213L155 212V209H158L157 207L160 205L158 202V204L159 205H156L157 203L155 202V208L153 209V207L152 208H150V209H148V210H144V208H143V210L142 209H140V207L142 206H140V204H138L137 202H136V197H137V195H138V193L140 192V191H142L147 185H145L144 183H145V181H144V179L142 178L143 176L141 175V173L139 172V170H137V167H135V166H133V165H131L130 163H134L133 161H134V159H137L135 156V153H136V146H135V143H136ZM150 142H152V141H150ZM150 142H148V143H150ZM168 142V141H167ZM119 143V142H118ZM130 143V142H129ZM158 143V142H157ZM33 144V143H32ZM87 144V143H86ZM243 144V143H242ZM246 144V143H245ZM5 145V144H4ZM4 145H0V152L1 153H7L6 155H8L9 157V159H11V158H13L14 156H15V153L20 149V146H18L16 143H14V142H11V143H8L7 142V145H6V147L4 148ZM151 145V144H150ZM254 145V144H253ZM34 149H33V151H31V155L30 156H28V154H27V156L30 158V157H34L35 159H37V160H40L41 159V161H42V158H43V155L46 153H48L47 151H48V147H46V145H42L40 142H38V141H36L35 142V144H34ZM137 146H139V144L137 143ZM139 147H141V146H139ZM139 147H138V149H139ZM147 147H148V145H147ZM240 147H242V146H240ZM254 147V146H253ZM129 148H132V147H129ZM236 148V147H235ZM153 149V148H152ZM174 150H176V147H174L173 148ZM180 149V148H179ZM190 149V148H189ZM244 149V148H243ZM124 150V149H123ZM130 150V151H129ZM150 150V149H149ZM186 150V149H185ZM258 150V149H257ZM50 151V150H49ZM143 151V150H142ZM146 151V150H145ZM152 151V150H151ZM163 156H169L171 159H172V161L174 162V166H179L178 164V161H176V158H175V156H174V151H172V149L170 148V146L168 147V146H166V145H164L163 146ZM233 151V150H232ZM253 151V150H252ZM43 152V153H42ZM154 152V151H153ZM184 152V151H183ZM247 152V151H246ZM258 152V151H257ZM51 153V152H50ZM144 153V152H143ZM147 153V152H146ZM161 153L159 152L158 154H160L161 155ZM242 153V152H241ZM17 154V153H16ZM151 154V153H150ZM191 154V156H189ZM234 154V153H233ZM247 154V153H246ZM41 155V157H39ZM59 155H62V154H59ZM59 155H58V157L55 155V153H54V151L51 153V154H49V156H46L47 158H44V160H46V169L45 168H43L42 166H36V164H34L35 166H33V167H37L36 169H34L32 166V168H33V170H36V177L38 176L37 175V173L39 172V173H41L40 175L43 177L42 179L43 180H41L40 179V181L38 182L39 183V186H38V189L40 190V191H42V189L44 190L43 192L45 193V192H47L48 193V191H45L46 189H48V190H53V189H58L59 190V188L61 187V188H63V190L65 191V192H68V191H72V186L73 187H75V185H74V183H73V179H69V175H71V174H69V173H71V172H73V174L72 175H74V173L76 172V171H74L73 170V162H71V159L72 158H70V156L69 155H67L68 157H66L65 159H68L69 160V162L68 161H66V160H64L63 158V160L61 159V158H59ZM135 155V156H134ZM144 155V154H143ZM235 155V154H234ZM249 155V154H248ZM26 156V155H25ZM24 156V157H25ZM26 156V157H27ZM45 156V155H44ZM63 156V155H62ZM98 154H94V155H88L87 157H88V159H90V160H93V161H95V163H96V161L97 160H99L98 159ZM141 156V155H140ZM162 156V155H161ZM245 156V155H244ZM259 156H261V154L259 153H255L254 155H253V157H259ZM16 157V156H15ZM25 157V158H26ZM64 157V156H63ZM106 157V156H105ZM249 157V156H248ZM247 157V158H248ZM252 157V158H253ZM3 158V157H2ZM25 158H24V161H25ZM143 158V157H142ZM255 158H253L252 160L254 161V159ZM262 158V157H261ZM19 159V158H18ZM17 159V162L19 161ZM22 159H23V157H22ZM77 159V158H76ZM153 159V158H152ZM160 159H163V157L162 158H160ZM236 159V158H235ZM244 159V158H243ZM20 160H21V157H20ZM27 161L26 162H28V158L26 159ZM31 160H32V158H31ZM31 160H29V161H31ZM80 161H82L81 159H79ZM104 160V159H103ZM145 160V159H144ZM177 160H179V158H177ZM240 160V159H239ZM256 160V159H255ZM6 161V160H5ZM14 161H16V160H14ZM11 162V164L9 165V163H8V167H6V166H4V167H6V169L4 170V169H2L1 171L2 172H7L6 173V176H8V175H10V174H16L17 175V173L18 172H27L28 171V169H29V167L28 166H26V164L24 163V161H23V163L22 162H18V163H16V162ZM87 161V160H86ZM93 161H91V162H93ZM170 161V160H169ZM234 161V160H233ZM238 160L236 159V162H237ZM247 161V160H246ZM245 161V162H246ZM257 161V160H256ZM42 162H44V161H42ZM91 162H88V163H90V164H92ZM103 162V161H102ZM106 162V161H105ZM104 162V163H105ZM136 162V161H135ZM160 162V161H159ZM162 162V161H161ZM166 162H167V160H166ZM235 162V163H236ZM240 162V161H239ZM243 162H244V160H243ZM255 162V161H254ZM262 162V161H261ZM31 163V162H30ZM81 165H83L86 169H84L85 171L87 170V172H88V174H90L91 172H92V168H94V167H92L91 168V166H90V164L89 165H85V161H84V163L83 162H79ZM88 163H86V164H88ZM95 163H93V164H95ZM140 163V162H139ZM142 163V162H141ZM144 163V162H143ZM146 163V162H145ZM150 163H151V161H150ZM248 163H250V162H248ZM256 163V162H255ZM3 164V163H2ZM32 164V163H31ZM103 164V163H102ZM152 164H153V162H152ZM152 164H150L151 166H152ZM27 165H29V162H28V164ZM38 165V164H37ZM41 165V164H40ZM45 165V164H44ZM126 165V166H127ZM138 165V164H137ZM143 165V164H142ZM142 165H140V166H142ZM149 165V166H150ZM248 165V164H247ZM253 165H255V164H253ZM258 165V164H257ZM260 165V164H259ZM2 166V165H1ZM92 166H95V165H92ZM99 166V165H98ZM105 166V165H104ZM147 166H148V164H147ZM155 166V165H154ZM165 166H166V163H160L159 164V167H160V170H162V168H165ZM236 166V165H235ZM264 166V165H263ZM263 166H262V168H263ZM102 167V166H101ZM143 167V166H142ZM243 167V166H242ZM253 167V166H252ZM251 167V168H252ZM1 168V167H0ZM32 168H30L31 170H32ZM100 168V167H99ZM144 168V167H143ZM148 168H150V167H148ZM226 168V167H225ZM231 168H233V167H231ZM95 169H96V167H95ZM172 169V168H171ZM180 169V168H179ZM32 170V171H33ZM98 170V169H97ZM97 170H94V171H96V172H98V173H96L97 175L100 173L99 171H97ZM105 170H107V169H105ZM126 170V171H127ZM154 170V169H153ZM225 170V169H224ZM228 170V169H227ZM244 170V169H243ZM247 170V169H246ZM30 171V170H29ZM30 171V173L32 174L33 173V175L31 176V174L29 173V175H30V177H33L34 176V174H35V172L33 171ZM103 171V170H102ZM141 171V170H140ZM152 171V170H151ZM156 171V170H155ZM165 171V170H164ZM245 171V170H244ZM253 171V170H252ZM78 173H82L81 171H77ZM107 172V171H106ZM145 172V171H144ZM143 172V173H144ZM148 172V171H147ZM183 172V173H184ZM227 172V171H226ZM243 172V171H242ZM254 172H255V169H254ZM20 173H18V174H20ZM24 173H21L22 174V176L21 177H23L24 176ZM38 173V174H39ZM84 173V172H83ZM126 173V172H125ZM156 173V172H155ZM182 173V174H183ZM251 173V172H250ZM261 174H262V172H260ZM259 173V171H258V175L260 174ZM77 174V173H76ZM75 174V176H77ZM127 174V173H126ZM125 174V175H126ZM244 174V173H243ZM26 175H28V174H25V176ZM68 175V177H66ZM71 175V176H72ZM139 175H141V176H139ZM157 175V174H156ZM179 175V174H178ZM202 175V174H201ZM223 175V174H222ZM15 176V175H14ZM25 176H24V178H20V180H24L25 179ZM75 176H72V178L73 177H75ZM89 176V175H88ZM91 176V175H90ZM127 176V175H126ZM148 176V175H147ZM227 176V175H226ZM234 176V175H233ZM251 176V175H250ZM9 177V176H8ZM13 177V176H12ZM29 177V178H30ZM81 177V176H80ZM96 177V176H95ZM95 177H93V179L95 178ZM152 177V176H151ZM150 177V179H152ZM170 177V176H169ZM258 177V176H257ZM18 178V177H17ZM27 178H28V176H27ZM26 178V179H27ZM86 178H88L87 177V174H85L83 177H81V179L79 180V181H82L83 180V184L84 183H86V182H84V180L86 179ZM126 178V177H125ZM176 178V177H175ZM1 179V178H0ZM15 179H16V177H15ZM25 179V180H26ZM34 179H36L35 177H34ZM38 180H39V178H37ZM89 179V178H88ZM154 179V178H153ZM156 179H158V178H156ZM179 176L176 178V182L177 183H179ZM182 179V178H181ZM180 179V180H181ZM187 179V180H188ZM227 179H228V177H227ZM234 179V178H233ZM19 180V179H18ZM29 180V179H28ZM28 180H26V181H28ZM31 180H33V179H30V181ZM92 180V179H91ZM124 180V179H123ZM220 180H221V178H220ZM236 180V179H235ZM2 181V179L0 180V182ZM5 181V180H4ZM3 181V182H4ZM12 181H13V179H12ZM35 181V180H34ZM86 181V180H85ZM150 181V180H149ZM154 181H158V180H154ZM184 181V180H183ZM232 181V180H231ZM1 183V185H0V233H1V235H2V237L4 236V234L6 235L4 238V240L3 241H0V256L1 257H4V258H7V256H8V254H11V253H13V254H15V253H17V251H16V249L18 250V252L20 251V253H24V252H26V250L24 251L23 249H25V247H23V248H21L23 251H21V250H19L20 249V246L22 245V244H24V243H27L28 242V244L30 245V247H28L29 249H28V251L30 252H27V253H25V255L27 254V256H26V258H24V256H23V258H22V255H19V253H17V256L16 255H13V254H11V255H13L15 258H17V257H20L21 256V258H17V260H19V259H21V260H19L18 261V263L17 264H41L39 261H43L44 260V263L43 264H45V262H46V264H51V262L53 261L54 262V264H67V260L65 259V257H64V255H63V251H66V248H67V244L65 243V244H63V251H62V249L60 248V246L58 245V243L57 242H54L53 240H52V242H50V243H40L38 240H36V238H35V236L33 235V232L34 231H36L37 229H39V230H41L40 228H41V222H40V220H42V218H41V216H39V207H38V205L37 206H35L34 205V203L32 202L34 199H35V195H34V193H33V191L34 190H32V182H31V186L29 187V190H24L25 188L27 189L28 188V186L30 185V182H29V184H27L26 186L27 187H25L24 188V186H25V184H24V186H23V189L22 190H24L23 192H21V194H20V192H19V194H18V191L16 190V192L15 191H13L12 189H10L9 187H10V185L8 186L7 184H9V183H7L6 185L4 184V183ZM8 182V181H7ZM15 182L17 183V181L15 180ZM23 182V181H22ZM25 182V181H24ZM92 182V181H91ZM123 182V181H122ZM121 182V183H122ZM26 183V182H25ZM72 183H73V185H72ZM80 183H82V182H80ZM89 183V182H88ZM229 183V182H228ZM18 184H20V183H18ZM17 184V185H18ZM150 184H152V182H150ZM185 184V183H184ZM226 184V183H225ZM21 185V184H20ZM35 184H33V186H34ZM86 185H88V184H86ZM149 185V184H148ZM179 185L180 186H178L179 187V189H181L182 191H183V189H184V186L183 185H181L180 183H179ZM22 186H21V188H22ZM78 186H79V182H78ZM81 186H82V184H81ZM222 186V185H221ZM224 186V185H223ZM227 186H228V184H227ZM236 186V185H235ZM59 187V188H58ZM85 187V186H84ZM185 187V188H186ZM42 188V189H41ZM44 188H46V189H44ZM76 188V187H75ZM80 188V187H79ZM154 188V187H153ZM161 189L163 188V187H160ZM169 188V189H170ZM34 189V188H33ZM82 189V188H81ZM164 189V188H163ZM150 190V189H149ZM156 190V189H155ZM235 190V189H234ZM61 192H62V190H60ZM78 191V190H77ZM80 191H82V190H80ZM152 191V190H151ZM158 191V190H157ZM56 192V191H55ZM105 192V191H104ZM103 192V193H104ZM160 192H157V193H160ZM186 192V191H185ZM46 193V194H47ZM153 193V192H152ZM156 193V192H155ZM51 195H52V192H51ZM64 195H65V193H64ZM81 195H82V192H81ZM39 196V195H38ZM47 196H50V193H49V195H47ZM45 197V196H43V197H45V198H47L48 199V197ZM58 196V195H57ZM63 196V195H62ZM66 196V195H65ZM64 196V197H65ZM69 196V195H68ZM72 196V195H71ZM140 196V195H139ZM151 196V195H150ZM156 196H159V195H156ZM36 197H37V195H36ZM63 197V198H64ZM67 197V196H66ZM65 197V198H66ZM45 198H43L44 200H45ZM64 198V199H65ZM96 198H98V197H96ZM101 198H104V196L103 197H101ZM36 199H38V198H36ZM42 199V200H43ZM56 199H59L58 197L56 198L55 197V201H56ZM66 199H69L68 197L66 198ZM65 199V200H66ZM99 199V198H98ZM137 199H138V197H137ZM159 199H157V201L159 200ZM103 200L104 199H102V202H103ZM40 201V200H39ZM46 201V200H45ZM95 201V200H94ZM93 201V202H94ZM35 202V201H34ZM47 202V201H46ZM140 202V201H139ZM151 202V201H150ZM42 203H43V201H42ZM41 203V204H42ZM96 203H97V201H96ZM98 203H99V201H98ZM104 203V202H103ZM152 203V202H151ZM37 204H38V202H37ZM106 204V203H105ZM54 205V204H53ZM144 205V204H143ZM263 206V205H262ZM44 207V206H43ZM53 207V206H52ZM144 207V206H143ZM160 207H162L161 205L159 206V208ZM185 208V207H184ZM117 209V208H116ZM254 209H256V208H254ZM114 210V209H113ZM186 210V209H185ZM188 210V209H187ZM111 211V210H110ZM109 211V212H110ZM119 211V210H118ZM258 211H260V210H258ZM262 211H263V209H262ZM57 212V211H56ZM108 211L107 212H105V214H103V218H109V216H108V213H109ZM162 212V211H161ZM264 212V211H263ZM165 213V212H164ZM181 213H182V211H181ZM186 213V212H185ZM156 214H158V213H156ZM160 214V213H159ZM174 214V213H173ZM258 214H260V213H258ZM262 214V213H261ZM225 215H228L227 216V218H226V223H227V225L225 224V225H222L221 227L220 226H218L217 224H216V222H219V218L222 220V218L223 217H225ZM170 216V215H169ZM256 216V215H255ZM263 216V215H262ZM162 216H160V218H161ZM171 217V216H170ZM264 217V216H263ZM110 219V218H109ZM166 219H168V214H165L162 218H161V220H166ZM262 219V218H261ZM153 220V219H152ZM159 220V219H158ZM178 220V219H177ZM263 220V219H262ZM113 221V220H112ZM259 221V220H258ZM7 222V223H6ZM40 222V223H39ZM155 222V221H154ZM157 222V221H156ZM223 222V221H222ZM260 222V221H259ZM177 223V222H176ZM10 224V225H9ZM149 224H151V223H149ZM263 224V223H262ZM111 225H112V223H111ZM124 225H126V223L124 224ZM152 225V224H151ZM178 225H179V223H178ZM221 225V224H220ZM52 226V225H51ZM167 226H168V224H167ZM263 226H264V224H263ZM122 227V226H121ZM152 227V226H151ZM174 228H176L175 226H174ZM10 229H13L14 231H17L18 232V234L19 233H21L20 234V236L21 237H19V239H18V241L17 240H14V239H12L11 238V235L9 236V232H11V231H9L8 233L6 232V231H8V230H10ZM43 229V228H42ZM137 229V230H138ZM151 230H152V228H150ZM264 229V228H263ZM13 230H12V232H13ZM33 230V231H32ZM131 230V229H130ZM138 230V231H139ZM161 230V229H160ZM176 230H177V228H176ZM43 231H44V229H43ZM159 230H157V231H152V234H154L155 236L157 235V236H161V234L158 232ZM173 231V230H172ZM264 231V230H263ZM38 232V231H37ZM45 232V231H44ZM136 232V231H135ZM3 233V234H2ZM14 233V232H13ZM13 233H11L12 234V237H14L13 235ZM117 233V232H116ZM125 233V234H124ZM137 233V232H136ZM139 233V232H138ZM138 233L136 234V235H138ZM36 234V233H35ZM44 234V236H45V233H43ZM140 234H141V232H140ZM7 235H8V237H7ZM41 235V232H40V234H39V236ZM102 235V234H101ZM153 235V236H154ZM17 235H16V233H15V238L17 239V237H16ZM28 236H29V239H28ZM47 236V235H46ZM1 237V236H0ZM34 237V238H33ZM42 237V236H41ZM82 237V236H81ZM93 237V236H92ZM137 237V236H136ZM165 237V236H164ZM164 237H160L159 239H162V241H166L167 239H165ZM185 238H186V236H184ZM38 238V237H37ZM157 238V237H156ZM239 238H241V240L243 241L242 243V250H238V244H237V240L239 239ZM2 239V238H1ZM12 239V240H11ZM141 239V241H139ZM147 239V240H146ZM42 241H43V239H41ZM49 240H51V238H49ZM90 240V239H89ZM152 241H154V240H152ZM159 241V240H158ZM238 241H240V240H238ZM89 242V241H88ZM142 242H144V244H142ZM87 243V242H86ZM101 243V242H100ZM108 243V242H107ZM120 243V242H119ZM128 243V242H127ZM195 243V242H194ZM109 244V243H108ZM163 244V243H162ZM166 244V243H165ZM25 245V244H24ZM23 246V245H22ZM110 246V245H109ZM130 246V247H131ZM156 247V246H155ZM164 247V246H163ZM240 247V248H241ZM26 248H27V244H26ZM126 248V247H125ZM161 248H162V246H161ZM68 249V248H67ZM171 249V248H170ZM14 250V251H13ZM112 250V249H111ZM113 250H115V249H113ZM126 250V249H125ZM129 250H128V252H129ZM13 251V252H12ZM172 251V250H171ZM15 252V253H14ZM116 252V251H115ZM96 253H97V251H96ZM170 252H168V254H169ZM128 254V253H127ZM162 254V253H161ZM173 254V253H172ZM19 255V256H18ZM163 255V254H162ZM13 256H12V258H13ZM122 256V255H121ZM164 256V255H163ZM173 256V255H172ZM196 256H199V259H196V258H198V257H196ZM11 257V256H10ZM9 257V258H10ZM12 258H10V259H12ZM135 258V259H134ZM163 258H166L167 259V257H163ZM27 261H26V260ZM39 259H43V260H39ZM119 259V258H118ZM118 259H116L117 261H118ZM122 259V258H121ZM120 259V260H121ZM159 259V258H158ZM157 259V260H158ZM172 258H170V260H171ZM261 259V260H260ZM14 261H15V259H13ZM24 260V261H23ZM162 260V259H161ZM161 260H160V262H161ZM170 260H168V262L166 263V264H168V263H170L169 261ZM12 261V260H11ZM22 261H23V263H22ZM125 261H126V259H125ZM172 261V260H171ZM17 262V261H16ZM16 262H13V263H16ZM19 262H21V263H19ZM119 263L121 262L122 263V260L121 261H118ZM127 262V261H126ZM173 262V261H172ZM117 263V262H116ZM126 264V263H125ZM128 264V263H127ZM156 264H157V261H156ZM159 264H161V263H159ZM162 264H164L163 262H162ZM173 264V263H172Z\"/></svg>",
	"mask_w": 264,
	"mask_h": 264
},
{
	"label": "crops",
	"instance_id": "crops-1",
	"mask_svg": "<svg viewBox=\"0 0 264 264\" xmlns=\"http://www.w3.org/2000/svg\"><path fill=\"white\" fill-rule=\"evenodd\" d=\"M60 1V0H58ZM0 2H3L0 0ZM6 2H8V6H14L15 8L12 9V12L10 13L12 16H16V15H24V12H19L20 11V7L19 6H30V5H40V7H48V6H53L55 5V3H57V0H40V2H34V0H7ZM208 4H210L211 6H217L218 3L216 2V0H208ZM68 3L73 5V3L71 2V0H68ZM103 4V3H102ZM47 8H44V11L42 12L43 16H48V17H52L54 16L53 13L49 11V13L47 12ZM24 11V10H23ZM13 12H15L13 14ZM211 16L215 17L214 14H211ZM218 16H222V15H218ZM195 21V22H194ZM194 22V23H193ZM192 22L191 19H178V20H172V25L171 24H167L165 25L166 29H169V36H175L177 35L178 37H189V36H194L196 35V32H199V34H201L204 29L200 28V29H194L196 22L200 23V27H204V23L205 21H202V17L199 18V21L196 19H194ZM7 30L10 31L13 27L15 28L16 25V21L15 20H7ZM160 26H164L161 22H157ZM190 24V25H189ZM193 26V27H192ZM186 30H185V29ZM191 28V29H190ZM184 29V30H183ZM189 29V30H188ZM182 30V31H181ZM191 30V31H190ZM2 30L0 31V57H2L1 55L3 54V52H5V49H13L15 46V42L13 41L12 36L9 33H6V35L4 33H1ZM16 47V46H15ZM180 49H189V47H185V46H178ZM53 52H57V50L51 51L50 53ZM186 52V51H185ZM11 53V52H10ZM7 55V54H6ZM18 95V90L16 89V83L13 79V77L10 74V71L7 70V68L5 69L2 64L0 63V108H2L4 105L8 106L10 101L14 102V98ZM58 111V110H57ZM37 133H39V135L43 134V136L45 135V124L42 121H39V131H37ZM41 139V137H40ZM173 262H172V261ZM168 263V264H174L176 262V258H172ZM0 264H14L13 261L7 259L4 260L2 258H0Z\"/></svg>",
	"mask_w": 264,
	"mask_h": 264
},
{
	"label": "built area",
	"instance_id": "built-area-1",
	"mask_svg": "<svg viewBox=\"0 0 264 264\" xmlns=\"http://www.w3.org/2000/svg\"><path fill=\"white\" fill-rule=\"evenodd\" d=\"M105 4V3H103ZM103 7V13L106 15V17L110 20V21H114V19L116 18V13L115 11L109 6V7H105L104 5H102Z\"/></svg>",
	"mask_w": 264,
	"mask_h": 264
},
{
	"label": "water",
	"instance_id": "water-1",
	"mask_svg": "<svg viewBox=\"0 0 264 264\" xmlns=\"http://www.w3.org/2000/svg\"><path fill=\"white\" fill-rule=\"evenodd\" d=\"M240 250H242V249H240Z\"/></svg>",
	"mask_w": 264,
	"mask_h": 264
}]
</instances>
